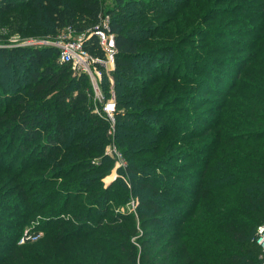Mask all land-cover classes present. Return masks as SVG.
<instances>
[{
  "label": "trees",
  "instance_id": "16d2710c",
  "mask_svg": "<svg viewBox=\"0 0 264 264\" xmlns=\"http://www.w3.org/2000/svg\"><path fill=\"white\" fill-rule=\"evenodd\" d=\"M184 1L113 0L108 11L115 66H96L105 99L115 91L114 142L126 159L109 185V125L94 112L89 77L74 76L55 47L2 51L15 79L21 69V85L6 92L13 98L0 96V124L19 139L17 156L6 165L0 158V176L9 174L21 196L5 206L22 221L19 237L29 222L43 235L19 244L0 231L10 241L0 264H260L264 0L243 10L234 29L209 25V7L190 14ZM102 13L101 0H0V25L10 33L53 42L70 28L105 60L98 37H87ZM222 39L242 45L239 62ZM192 43L197 52L188 53ZM224 73L235 80L225 83ZM208 90L224 101L201 126L192 105L212 103L199 94ZM131 194L136 212L118 210Z\"/></svg>",
  "mask_w": 264,
  "mask_h": 264
},
{
  "label": "rangeland",
  "instance_id": "374dc122",
  "mask_svg": "<svg viewBox=\"0 0 264 264\" xmlns=\"http://www.w3.org/2000/svg\"><path fill=\"white\" fill-rule=\"evenodd\" d=\"M253 1L254 0H243V1L242 0H213V1L185 0L182 4L183 6L187 3L189 4L184 9H186L188 13L190 14H196L200 11H204L205 7H209V10L205 12L206 16L204 18V20H206L207 18L208 20L212 18L213 21L208 22L209 25L216 26L221 21L222 24L229 23L230 29H234V28H240L243 26V23H239L238 20H240L241 17L244 16L243 10H245L247 7L253 6L251 5ZM101 2L103 5V13H102L101 21L103 22L105 20L106 22L111 19L108 17L109 15L108 11L114 7V2L113 0H101ZM218 12H222L223 16L217 17L218 15L216 14ZM67 37H68V33L66 31H63L58 35V38H67ZM236 37L244 40L243 36H236ZM31 41L32 42L37 41V44L28 45L27 43ZM222 41L224 42V44L226 43L225 45L235 48L234 50L237 52L233 54L234 56H237V60L238 58L244 57V52L242 49L243 47L241 44L229 43V41L226 39L225 40L222 39ZM192 42H194L195 44H199V45L204 44L203 41L198 40V39H195ZM40 45L42 47H49V46L53 47L51 43L47 42L46 40H43L41 38H35V37L34 38H27V37L23 38L20 35L10 33L7 29H5V27H2L0 25V96H5L4 97L5 99L7 97L12 99L13 98L12 94H9L11 96L6 95L7 90L11 88L12 92H15L16 88L21 85V82L19 80V76L21 75V69H19V73L17 75L18 79H15L16 71L13 67L8 68L5 65L2 59L3 58L2 56H4V54H2V51L7 50V49H14L16 47H27V46L30 47V46H40ZM193 45L194 44L192 43V45L185 46V49L187 50L188 53L197 52V49H195ZM185 60L186 59L183 58V61L180 64V66H182L181 71L187 68ZM220 70L225 71L224 69H220ZM232 75H233L232 73H230L229 75H227L226 73L223 74L222 78L223 80H226L225 83L227 82L231 83V81L235 80L234 76ZM107 78L111 79V77H107ZM13 80L15 81V83H13ZM97 82L99 84V88L101 90L102 95H104L103 88H102L103 83H104L103 76L101 78H98ZM227 86H229V84H227ZM221 88H225L223 84L221 85ZM112 91H113L112 94H115L114 93L115 91L113 89ZM208 91H199L200 92L199 94H200V97L206 96L208 98H211L209 99V101H211L212 103L201 104L198 102H194V105H192V106H195V109H192V111H194L193 114H196L198 116V120H201L204 117L203 119L204 122L201 124V126H203V124H206L205 121L211 120L213 117H215L213 113H211L212 109L215 108L217 104H222V102L224 101V96H217L216 94L211 93L210 91L208 92ZM87 92L90 95L89 96L90 102L94 104V112L97 114V116H99L98 112L101 111L102 109V103L96 100V96H95V93L93 92L92 87H87ZM5 99L2 103H5ZM1 101H2V98L0 97V102ZM205 101H208V100H205ZM109 128L107 132L110 131ZM108 136L111 138V141L106 146L104 153L109 155L110 158H112V160L114 161L113 163L114 165L111 168L110 172L103 178L102 182L104 185H109L117 177L121 176L120 174L121 167L117 168L115 166L117 158L114 154L110 152V149L115 147L118 152H121V151L117 147L116 143L114 142V136H110L109 134ZM12 139L14 140L12 141ZM18 142H19V139L17 138L16 133H14L13 136H10L9 138V134L5 132L3 125L0 124V158H2V160L4 159V165L7 164V161H10L11 155L17 156L18 150L16 149H17ZM182 146L183 144L178 145L175 148V150H177L179 147H182ZM178 163L180 162H173L172 165L175 166V165H178ZM169 167H172V166H169ZM14 168L17 169L16 166ZM9 179H10L9 174L4 175V177L0 176V231L2 235H5L6 237L15 236V238L16 237L18 238L19 233L21 231L19 229L20 227L18 228V225L21 226L22 221L18 218L17 216L18 213L14 211L13 208H9V207L7 208L5 206V203L18 202L21 196L20 194H18L19 189L17 188L15 181L9 180ZM128 185L130 186V184ZM129 198H130L129 199L130 201L132 200L136 201V207H137V204H138L137 198H134L132 194ZM130 201H127V202H130ZM117 209L120 210L121 212H126L128 210V204H124V205L121 204L118 206ZM135 212H136V209H135ZM16 223H19V224H16ZM28 226H30V222L27 225L25 224V227L22 229V234L27 230ZM20 238L21 237L18 238V243L23 244L19 242ZM9 242H10L9 240H6L3 236H0V247H2L3 244L9 243ZM0 254H2L1 249H0Z\"/></svg>",
  "mask_w": 264,
  "mask_h": 264
},
{
  "label": "built area",
  "instance_id": "2783aa9c",
  "mask_svg": "<svg viewBox=\"0 0 264 264\" xmlns=\"http://www.w3.org/2000/svg\"><path fill=\"white\" fill-rule=\"evenodd\" d=\"M108 18V17H107ZM110 20L101 22L100 26L89 36L96 35L99 39L100 45L105 52L106 59L101 60L91 56L84 48L85 36H74L73 30L68 28L66 32L68 33L67 38H58L57 40L50 42L51 45L59 50L60 62L67 63L71 65V69L74 76H80L81 74H86L91 82L93 92L95 93L96 100L102 103V109L98 112V115L103 118L109 125L110 136H114L116 119V96L111 94V97L106 100L104 95H102L97 82L98 78L103 76L102 72L97 68L96 63L103 65L107 69V73L114 69L115 66V53L116 44L115 37L110 33ZM28 45L37 44V41H31L27 43ZM112 81V80H111ZM113 93V92H112ZM110 152L116 156L115 166L125 167L126 159L121 152H118L115 147L110 149ZM136 201L132 200L128 204L129 211H135ZM43 235L42 230L27 229L20 238V243H25L27 241H37ZM256 242L261 248L260 254V264H264V223L258 226L256 233Z\"/></svg>",
  "mask_w": 264,
  "mask_h": 264
}]
</instances>
